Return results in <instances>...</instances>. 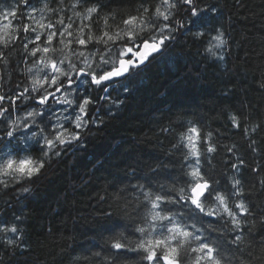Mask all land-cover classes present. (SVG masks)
I'll list each match as a JSON object with an SVG mask.
<instances>
[{"label": "snow or ice", "instance_id": "snow-or-ice-1", "mask_svg": "<svg viewBox=\"0 0 264 264\" xmlns=\"http://www.w3.org/2000/svg\"><path fill=\"white\" fill-rule=\"evenodd\" d=\"M14 2V7L6 4L0 9V64L7 66L15 51L20 64H30L43 75L33 76L30 87L18 84L0 93V192L5 195L29 193V185L46 167L70 149L84 147L85 134L103 122L95 116L94 90L107 92L105 86L117 81L130 92L132 83L177 35L199 38L204 33L193 28L207 22L202 0H134L135 10L120 14L119 22L112 10L102 15V0ZM99 20L102 27H96ZM214 39L227 43L223 32ZM33 67L27 71L32 73ZM60 93L72 98L57 100ZM53 100L65 112L62 119L52 108ZM228 118L229 126L247 140L251 163L237 145L219 144L199 121H181L178 129L161 128L175 137L170 154L180 157L178 179L167 188L126 186L129 194L119 212L103 213L109 219L118 216L121 223L108 229L100 250L84 259L90 264H264V141L258 144L255 138L264 133V120L249 129L241 123L242 114ZM222 147L227 157L222 162L230 175L220 187L212 173ZM152 171L158 174L160 169ZM195 216L221 224L203 229L217 233L215 241L202 235ZM15 220L11 227H0V235L12 234L2 241L10 246L17 245L16 234L22 232Z\"/></svg>", "mask_w": 264, "mask_h": 264}, {"label": "trees", "instance_id": "trees-1", "mask_svg": "<svg viewBox=\"0 0 264 264\" xmlns=\"http://www.w3.org/2000/svg\"><path fill=\"white\" fill-rule=\"evenodd\" d=\"M102 3L106 6L102 15L112 10L116 22L120 14L137 6L134 0ZM6 4L15 6L14 0H0V9ZM200 6L207 10V22L193 32H203V36L177 35L163 55L132 83L130 92H124L117 81L105 86L107 92L93 91L98 100L93 105L95 116L103 122L85 134L84 147L70 149L46 167L36 183L29 185V193L0 192V227H11L16 216L22 217L15 220L22 229L16 234L17 245L2 242L12 234L0 235V264H90L84 257L100 250L107 230L121 223L118 216L109 219L103 213L119 212L129 194L126 186L167 188L178 179L180 157L170 154L175 137L162 133L161 128L178 129L181 121H199L214 133L219 144L237 145L240 155L251 163L247 140L229 126L228 117L242 114L241 123L249 129L264 120V0H202ZM102 25L99 20L96 27ZM219 32L224 33L227 43L215 48L213 38ZM28 67L33 66L20 64L18 53L12 52L10 63L0 64V93L18 84L30 87L33 76L43 75L35 67L29 73ZM80 90L83 92V84ZM65 96L72 98V94L60 93L57 100ZM51 103L62 119V106L56 100ZM16 118L14 112L12 119ZM255 138L260 144L264 133L255 134ZM225 152L222 147L212 173L220 187L230 175L222 162L227 159ZM38 155L37 148L33 158ZM256 159L259 162L261 158ZM153 168H159V173ZM118 194L122 199H115ZM194 220L202 235L215 241L217 233L203 229L220 228L221 224L208 217L195 216Z\"/></svg>", "mask_w": 264, "mask_h": 264}, {"label": "clouds", "instance_id": "clouds-1", "mask_svg": "<svg viewBox=\"0 0 264 264\" xmlns=\"http://www.w3.org/2000/svg\"><path fill=\"white\" fill-rule=\"evenodd\" d=\"M214 40L216 41V43L213 45L215 48H220V47H222L224 45V44H221L218 40H216V39H214Z\"/></svg>", "mask_w": 264, "mask_h": 264}, {"label": "bare ground", "instance_id": "bare-ground-1", "mask_svg": "<svg viewBox=\"0 0 264 264\" xmlns=\"http://www.w3.org/2000/svg\"><path fill=\"white\" fill-rule=\"evenodd\" d=\"M203 8V7H202ZM156 79V78H155ZM141 107V106H140ZM147 107V106H146ZM142 108V107H141ZM135 112V111H134ZM102 151V150H101ZM101 158V157H100ZM113 158V157H112ZM171 175V174H170Z\"/></svg>", "mask_w": 264, "mask_h": 264}]
</instances>
